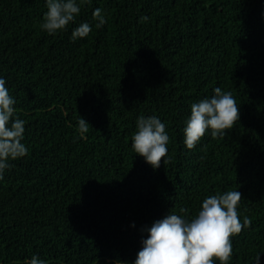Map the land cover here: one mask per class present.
<instances>
[{
  "label": "trees",
  "instance_id": "obj_1",
  "mask_svg": "<svg viewBox=\"0 0 264 264\" xmlns=\"http://www.w3.org/2000/svg\"><path fill=\"white\" fill-rule=\"evenodd\" d=\"M45 11L44 0H0V76L29 149L0 179V264H132L142 226L232 190L252 224L230 237V264L257 253L264 264V0H86L55 35L40 28ZM83 22L92 31L73 41ZM215 87L240 118L189 150L190 105ZM141 115L170 137L156 169L131 147Z\"/></svg>",
  "mask_w": 264,
  "mask_h": 264
},
{
  "label": "clouds",
  "instance_id": "obj_2",
  "mask_svg": "<svg viewBox=\"0 0 264 264\" xmlns=\"http://www.w3.org/2000/svg\"><path fill=\"white\" fill-rule=\"evenodd\" d=\"M46 11L43 13L41 30L55 35L67 29L76 21L81 11V4L86 0H44ZM97 21L95 27L101 28L106 23L100 8L92 11ZM147 15L140 20L147 22ZM92 31L89 23H80L71 32L73 41L87 37ZM210 97L200 99L190 105V114L184 120L183 143L187 149L195 147L206 131L210 130L213 138L224 137L239 120V105L231 92L220 87L212 90ZM16 100L9 94L6 80L0 76V179L5 171L12 167L11 162L28 154L24 140L26 121L16 116ZM89 123L79 116L78 134L83 136L89 131ZM170 137L166 125L155 115L139 116L136 131L131 138V147L153 169L160 167L161 158H166ZM163 162L166 160L163 159ZM238 190L225 191L205 197L195 215L189 216L185 209L181 214H166L154 220L150 225L142 226L140 249L132 264H230L232 258L231 236L239 234L252 224L245 216L243 221L238 215L241 201ZM135 226L134 223L132 225ZM260 253L253 259L259 264ZM26 264H47L37 255H32Z\"/></svg>",
  "mask_w": 264,
  "mask_h": 264
}]
</instances>
